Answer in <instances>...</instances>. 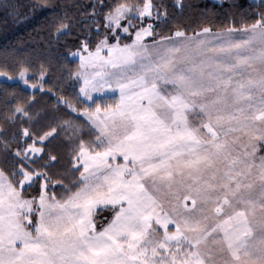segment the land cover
Here are the masks:
<instances>
[{
  "label": "snow or ice",
  "instance_id": "snow-or-ice-1",
  "mask_svg": "<svg viewBox=\"0 0 264 264\" xmlns=\"http://www.w3.org/2000/svg\"><path fill=\"white\" fill-rule=\"evenodd\" d=\"M152 9V0L142 7L121 3L108 19L116 28L127 20V33ZM236 31L229 28L216 47L205 40L195 48L168 47L141 64V73L117 79L114 108L103 115L99 106L85 110L99 130L100 150L80 144L82 183L63 201L42 192L36 223L34 201L0 171V264H264V156L257 157L264 148V13L240 30L242 38H232ZM145 35H152L151 25L136 31L132 45L120 47L117 36L109 46L106 37L81 56V68L135 65L147 53ZM105 47L107 58L100 55ZM206 52L213 55L196 63ZM109 75H85L80 91L92 99L90 90H102ZM23 135L30 137L27 129ZM242 136L248 139L238 151ZM41 151L33 142L16 155L23 165L29 152ZM118 155L124 164L114 166ZM11 175L22 176L23 190L34 174L22 166ZM98 205L119 206L100 231L93 220Z\"/></svg>",
  "mask_w": 264,
  "mask_h": 264
},
{
  "label": "trees",
  "instance_id": "trees-1",
  "mask_svg": "<svg viewBox=\"0 0 264 264\" xmlns=\"http://www.w3.org/2000/svg\"><path fill=\"white\" fill-rule=\"evenodd\" d=\"M144 0H0V169L25 198L37 199L43 183L48 193L61 199L77 190L81 170L73 168V156L80 141L95 140L96 130L79 115L80 110L101 109L116 104L110 96L85 102L76 80L78 61L70 52L86 46L95 49L110 32L107 17L121 3L140 6ZM153 37L164 38L176 31L192 34L209 28H245L264 13V0H152ZM66 26V27H65ZM126 39V38H125ZM122 39L121 41H126ZM27 71V81L41 88L29 89L21 82L4 80ZM112 104V105H111ZM21 107L27 115L16 112ZM73 107L75 109H73ZM75 124L78 127L69 128ZM27 129L30 137L23 135ZM55 132L41 141L47 133ZM42 148L39 156L20 163L17 150L29 145ZM55 156V160L50 157ZM34 178L21 190L12 176L21 167ZM39 173L40 175H35ZM113 211H96L98 225ZM104 221V222H103Z\"/></svg>",
  "mask_w": 264,
  "mask_h": 264
},
{
  "label": "rangeland",
  "instance_id": "rangeland-1",
  "mask_svg": "<svg viewBox=\"0 0 264 264\" xmlns=\"http://www.w3.org/2000/svg\"><path fill=\"white\" fill-rule=\"evenodd\" d=\"M214 1L220 2L221 0H214ZM131 6L137 7L135 5H131ZM142 6L143 5H140L139 7H142ZM151 16H146V17H143V18H140V17L137 16L135 19H133V21H132V25L133 26L129 27V31L127 33H125L123 31V27H127L128 26L127 20H121V27L120 28H116L115 24L112 23L107 17L106 24H107L108 29H110V32L106 33L102 40H104L106 37H108V45L111 46V45H114V44L117 43V38L116 37L118 36L119 37L118 43H119L120 47H124L125 45H132L135 42V33H136V31H139L141 28H147L149 25L152 26V24H149V23L144 24L145 19L147 17H151ZM110 24H111V27H109ZM240 29H243V28H240ZM175 33H173L171 36H173ZM171 36H167V37H171ZM167 37H164V38H167ZM122 39H125L126 41H121ZM100 42L98 43V45L100 44ZM166 43H167L166 40H162V38H154L153 37V28H152V35H145L143 37L142 41H141V44L147 47V53L144 55L143 58L138 56L136 58L137 59V63L135 65L128 66V67H125L123 69H121V68H112L111 66H105L103 68H100V67L91 68V67H89L87 69H82L81 68V59H80L81 56L87 57L89 52L94 53L96 51L97 47L95 49L90 50L86 46H83L80 49H77V50H74V51L70 52V57L73 58V59H76L78 61V65L79 66H78L77 72L75 73V78L81 84L80 89L82 87H84L85 75H87L88 78L91 79L92 75L95 72H98V71H104L106 73L111 74V75L106 76L104 78L105 80H107L108 83L105 84V86H104V88L102 90H100V91H91L90 90V95H91L92 99H88L79 89L80 98L83 101L90 103V102H93V100H95V99H99V98H102V97L110 96L112 98V100L108 101L107 103H111L112 101H114V102L117 101L116 102V104H117L119 102V100H120V91H119V88L116 86L117 79H120L122 82H126L127 78L134 77L137 74L141 73L143 71V69L141 68V64L147 65L150 62L156 61L158 59V55L162 54L164 52V50L166 48H168ZM85 47L87 48V50H85ZM100 55L102 57H104V58H107V56H108L107 47H105V48H103L101 50ZM23 72H24L23 77L21 75L15 77V78H9V77H6V76H3V77H4V80L21 82L25 87H27L29 89H32V90L41 88L40 85H37V84L32 85V84H30L27 81L29 73L27 71H23ZM77 73H81V75L78 76ZM0 76H2V75H0ZM97 79H99V78H97ZM108 85H111V86H108ZM160 87H167L169 91H171V89H172L171 85H160ZM116 104H114V105L111 104L112 105L111 107L114 108ZM73 109H75V108L73 107ZM95 109H92V110L91 109L90 110L89 109L80 110L79 115L82 116L86 120V122H88V124H90V126H92L96 130V132L99 135L98 128L92 123L91 120H89L88 116L84 114L85 110H87L89 112H94ZM103 111H104V109H101V115H103ZM68 127L73 129L72 134H74V129L75 130L78 129V127H76L75 124H71V125L69 124ZM48 137L49 136H47V138ZM247 139H248L247 137H244V136L241 137V141L236 145V148H237L238 151H243L242 145L247 142ZM81 143H84V145L87 148H89V150H93V149L100 150V149L96 148V144L98 143V141L96 139L95 140H91V141H84V140L80 141V143L76 147V152L74 153V156H73L74 157L73 158V168L74 169H79L80 168V170L82 172L83 171L82 164H80L78 161L75 160V156H76V154L79 151V146H80ZM35 147L42 149L41 147H39L37 145H35ZM41 152L35 153V154L29 152L28 153V157L32 158L34 156H39L41 154ZM260 156H264V148H261V150L257 153V157H260ZM110 163H112L114 166L117 165V164L123 165L124 164V160H123L122 156L118 155L116 157L115 161L110 160ZM257 163H259L258 159H257ZM129 166H130V164H129ZM0 171H2V170L0 169ZM5 176H6V174H5ZM33 178H34V175H33ZM28 183H25V184H28ZM81 183H82V179H81L80 184ZM80 184H79V186H80ZM45 185H46V187H45ZM48 185H47L46 182L43 183L42 189H41V193L45 192L49 197H51L53 195L48 193V191H47ZM71 193L72 192H70L67 196H65V197H63L61 199H57V198L56 199L60 200V201H63L65 199H67V197ZM153 194L157 195L156 193H153ZM40 195H39V197L37 199L25 198V197L22 196L23 199L33 200L34 201L33 210H34L35 214L30 217L33 220V223H36L38 221V205H39ZM159 198L161 199V202L163 203L164 209L166 211H170V205L168 203V199L165 198V197H162V196L159 197ZM187 203H188L189 207H191V200L187 201ZM109 206L112 207V209H113V206H111V205H107V206L98 205L96 211L99 210V209H104V208L109 207ZM118 208H119V206H116V208L113 209V211L111 212L110 215H105L104 214L102 216L103 217L102 219H104V216L106 217V220H105L106 222L103 223L102 226L98 225V223L96 222V217H95L96 211H95V215L93 217V220H94V222L96 224L97 231H100V230H102L103 227L107 226V223L110 222L113 219L114 212L116 210H118ZM29 227L31 228V226H29ZM170 230H174L173 226H171V225H170ZM32 231H33V234H35L34 233V229H32Z\"/></svg>",
  "mask_w": 264,
  "mask_h": 264
},
{
  "label": "crops",
  "instance_id": "crops-1",
  "mask_svg": "<svg viewBox=\"0 0 264 264\" xmlns=\"http://www.w3.org/2000/svg\"><path fill=\"white\" fill-rule=\"evenodd\" d=\"M228 30V29H227ZM227 30H210L209 33H203V30H200L198 32L192 33V34H185L183 37H176L175 34L171 37L162 38V40H166V44L168 47H172L177 44H184L188 45L190 48H195L196 43L199 40H205L210 42L209 47H216L220 45L223 42V36L227 33ZM236 32L232 33L233 39H239L242 38L243 33L240 31L242 29H236ZM213 53L206 52L202 55H196L195 61L196 63H199L201 60H207L208 57L212 56Z\"/></svg>",
  "mask_w": 264,
  "mask_h": 264
},
{
  "label": "built area",
  "instance_id": "built-area-1",
  "mask_svg": "<svg viewBox=\"0 0 264 264\" xmlns=\"http://www.w3.org/2000/svg\"><path fill=\"white\" fill-rule=\"evenodd\" d=\"M1 81H2V78L0 77V83H1Z\"/></svg>",
  "mask_w": 264,
  "mask_h": 264
}]
</instances>
